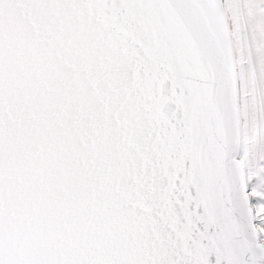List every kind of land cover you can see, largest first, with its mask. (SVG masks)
<instances>
[{"label": "snow or ice", "instance_id": "obj_1", "mask_svg": "<svg viewBox=\"0 0 264 264\" xmlns=\"http://www.w3.org/2000/svg\"><path fill=\"white\" fill-rule=\"evenodd\" d=\"M0 264H264V0H0Z\"/></svg>", "mask_w": 264, "mask_h": 264}]
</instances>
